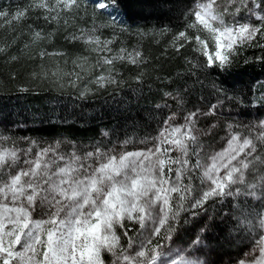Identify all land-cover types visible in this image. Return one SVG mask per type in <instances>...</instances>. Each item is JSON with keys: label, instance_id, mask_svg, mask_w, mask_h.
I'll return each instance as SVG.
<instances>
[{"label": "snow or ice", "instance_id": "6c2138e0", "mask_svg": "<svg viewBox=\"0 0 264 264\" xmlns=\"http://www.w3.org/2000/svg\"><path fill=\"white\" fill-rule=\"evenodd\" d=\"M185 16L191 19L173 32L133 29L124 0H27L0 9V27L15 33L0 37V54L16 44L18 27L42 20L44 26L28 25L23 45L36 49L27 56L37 65L29 78L70 89L79 100L109 89L114 99L129 68L143 84L146 38L170 36L168 49L192 53L181 82L160 92L154 134L84 143L0 130V264H213L204 258L207 226L187 241L181 235L190 220L212 219L209 209L244 245L229 264H264V90L248 100L254 119H241L251 111L225 113L226 102L241 104L226 79L206 85L214 102L188 99L195 90L188 81L203 84L204 70L223 76L248 49L264 53V0H193ZM57 38L75 51H49ZM255 61L264 63V54Z\"/></svg>", "mask_w": 264, "mask_h": 264}, {"label": "trees", "instance_id": "16d2710c", "mask_svg": "<svg viewBox=\"0 0 264 264\" xmlns=\"http://www.w3.org/2000/svg\"><path fill=\"white\" fill-rule=\"evenodd\" d=\"M26 3L27 0H0V9L11 10ZM192 3L193 0H124L127 23L133 29L158 31L168 27L173 32L182 29L186 19H191L186 17L185 13ZM28 25L41 27L44 22L33 18L18 27L17 31L22 35L7 55L0 54V130L7 128L17 137L27 136L48 141L66 137L84 143H108L154 134L157 121L163 114L154 107L157 103H163L160 92L172 90L181 82L178 74L185 72L187 68L184 57L192 55L190 49L183 50L180 55L168 49L170 36L156 35L155 39L146 38L141 41V45L150 59V64L146 69L148 75L144 77L143 84L135 83L131 77L136 74V70L129 68L124 70L127 83L118 90L114 99L110 96L112 90L109 89L108 92H102L87 100H79L76 93L70 89L61 92L54 90L48 83L33 82L29 78L30 71L36 69L37 65L27 58L28 55L34 54L36 49L23 51V45L29 42ZM13 35L15 33L11 30L0 27V37L11 40ZM48 48L49 51L53 48L63 49L70 54L75 51L59 38L48 45ZM261 54L264 53L258 48L248 49L223 76L217 75L213 69L204 70V75L201 76L203 84L188 81L195 89L188 97L189 101L204 105L210 101L214 102L213 92L206 85L212 81L219 83L226 79L229 95H239L241 104L239 107H233L231 103L226 102L228 107L225 113L251 111L253 116L241 119H254L256 109L249 106L248 100L253 91L259 96L264 90V63L255 61V57ZM11 55H16L19 59L12 61L9 58ZM245 57L250 58L247 64L244 63ZM13 73L15 79L11 78ZM21 87H27L29 90L21 92ZM199 97L205 99L201 102ZM57 116L66 118L67 123H61ZM49 117L52 119L51 123L48 122ZM104 131L109 133L108 138L102 137ZM219 135L224 133L221 131ZM216 209H219V205ZM209 215L212 219L202 215L190 220L183 226L181 235L187 241L199 228L207 226V231L203 234L207 244V255L204 258L213 264H229L241 253L244 245L239 239H234V233L229 232L230 222H220L218 211L209 209ZM179 246L181 243L177 242V247Z\"/></svg>", "mask_w": 264, "mask_h": 264}]
</instances>
